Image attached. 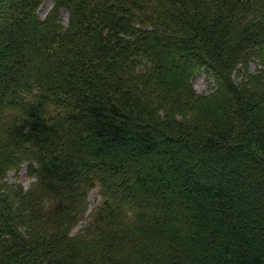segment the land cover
Returning <instances> with one entry per match:
<instances>
[{
    "label": "trees",
    "instance_id": "trees-1",
    "mask_svg": "<svg viewBox=\"0 0 264 264\" xmlns=\"http://www.w3.org/2000/svg\"><path fill=\"white\" fill-rule=\"evenodd\" d=\"M252 64L264 0H0V264H264Z\"/></svg>",
    "mask_w": 264,
    "mask_h": 264
},
{
    "label": "rangeland",
    "instance_id": "rangeland-1",
    "mask_svg": "<svg viewBox=\"0 0 264 264\" xmlns=\"http://www.w3.org/2000/svg\"><path fill=\"white\" fill-rule=\"evenodd\" d=\"M51 9V3H47L45 5H43L40 9V16L42 18H45L47 13L50 11ZM63 20L65 22L68 21V15L67 14H63ZM256 68H263L264 69V65H258V64H252L251 66V70H256ZM194 85L196 90L199 93H211L212 92V87L209 85V81H208V77L206 76V74H200L198 75L195 80H194ZM35 180L33 178H31L28 175L27 169L24 168L19 174L16 175L15 172H11L8 176V182L11 184H18L23 186V188H25L26 190L29 189L31 187V185L33 184ZM88 204H87V218H85V221L83 220L80 224V226L74 231V233L76 234V232H78L79 229L82 228V226L89 221L90 218V214L93 213V211L95 210V208L99 205L100 202V198L98 197V193L97 190H92V192L89 193L88 195ZM123 241L122 240L119 244H121ZM133 245H124L121 246L122 250L126 253L127 250L129 251V249L132 247ZM118 247V246H117Z\"/></svg>",
    "mask_w": 264,
    "mask_h": 264
},
{
    "label": "bare ground",
    "instance_id": "bare-ground-1",
    "mask_svg": "<svg viewBox=\"0 0 264 264\" xmlns=\"http://www.w3.org/2000/svg\"><path fill=\"white\" fill-rule=\"evenodd\" d=\"M105 94V93H104Z\"/></svg>",
    "mask_w": 264,
    "mask_h": 264
}]
</instances>
